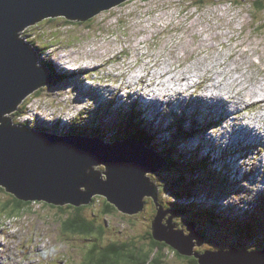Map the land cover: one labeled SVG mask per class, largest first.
I'll return each instance as SVG.
<instances>
[{
	"label": "rangeland",
	"instance_id": "rangeland-1",
	"mask_svg": "<svg viewBox=\"0 0 264 264\" xmlns=\"http://www.w3.org/2000/svg\"><path fill=\"white\" fill-rule=\"evenodd\" d=\"M255 1L125 0L88 20H72L74 24L56 16L24 28L20 38L37 48V65L52 62L56 77L22 100L11 114L12 123L59 135L71 128L90 131V123L99 126L102 121L103 141L112 143L119 134L120 140L126 136L115 128L132 118L130 107L157 148L174 149L172 167L147 173L157 187L158 202L180 208L173 221L177 227L194 223L203 236L195 248L200 254L231 253L224 254L227 259L221 255L224 260L207 254L204 262L264 264V257L243 254L264 250V150L256 137L264 128V109L254 97L231 112L237 86H207L227 81L225 72L217 73L224 71L222 62L241 65L254 80L264 78V9ZM165 65V72L169 70L161 78L148 76ZM194 67H206L208 73L195 70L202 75L188 89L185 81L172 76ZM62 72L66 78L58 74ZM242 124L257 131H244ZM237 140L248 149L232 154L231 146L239 148ZM10 198L0 186V264H83L93 245L126 240L145 246L142 240L155 208L146 197L134 215H123L112 204L114 210L104 214V202L110 203L95 196L82 215L96 228L104 226L97 238L96 230L91 235L60 230L73 212L66 205L59 212L31 204L9 218L2 206ZM160 264L191 263L163 248Z\"/></svg>",
	"mask_w": 264,
	"mask_h": 264
},
{
	"label": "water",
	"instance_id": "water-1",
	"mask_svg": "<svg viewBox=\"0 0 264 264\" xmlns=\"http://www.w3.org/2000/svg\"><path fill=\"white\" fill-rule=\"evenodd\" d=\"M122 1L0 0V186L19 200L56 206L79 207L101 195L123 214L138 213L144 198H151L156 209L149 226L152 237L198 264H209L204 256L215 251L195 250L203 236L194 223L176 227L177 210L158 202L157 187L147 173L166 161L141 139L105 143L96 136L55 135L11 120L22 100L52 79L45 66L37 65L35 50L21 40L20 32L47 17L83 21ZM246 252L264 257V250Z\"/></svg>",
	"mask_w": 264,
	"mask_h": 264
},
{
	"label": "trees",
	"instance_id": "trees-1",
	"mask_svg": "<svg viewBox=\"0 0 264 264\" xmlns=\"http://www.w3.org/2000/svg\"><path fill=\"white\" fill-rule=\"evenodd\" d=\"M262 2H264V1H262V0H256L255 1V4L257 5V7L260 11L262 9H264V4ZM69 22H70V24H74L72 22V20H69ZM45 49H46V47L42 48V50H45ZM46 63L47 62H45V64ZM48 65H51V66L49 67ZM48 65H47V67L50 69L52 74L54 73L53 78H55L56 77L55 72L52 69V68H54L53 63L51 62V64L49 63ZM58 74L66 78V74H64V75L61 73H58ZM69 74H71V72L68 73V75ZM54 80L55 79H53L52 82H54ZM128 110H131V113L128 116L133 115L132 118L131 119L127 118L126 120L124 118V120H123L124 123H121V126L117 125V127L115 128V132H119V131L123 130L122 133H125L126 136H133L135 138L141 139L148 148L156 150L158 152V155L161 156L164 159V161H166L165 167L166 166H167V168L172 167L175 164L173 147L171 145H166L164 147L157 148L158 145L155 143H152L151 139L148 138L149 132H147L145 130L142 121L138 122L137 120H134V118H135L134 112L135 111L130 109V107L128 108ZM94 122H97V121L94 120ZM98 124H99V126L98 125L97 126L88 125V127H90V131H87L86 128H84L83 130L71 128L70 130H67L66 132L78 131L80 133L96 134L100 138H103V136L100 134V130H99L100 125L102 124V121H100ZM92 127H96V129L95 130L91 129ZM177 128H178L177 132L179 133V135H181V134L184 135L182 130H181L180 125H177ZM119 136H120V134L118 135V137ZM1 188H3V187H1ZM8 194L11 195V198L7 202L3 203L2 209L5 212H7V214H5V215L6 216L8 215L9 218H11L13 216V214H17L19 212L22 213L23 210L28 205L36 204V203H39L41 206H44V207L47 206V207H50L53 209H57V210H59V212H61L63 210L64 205L63 206H56V205H51V204H47L45 202H40V201H34V202L22 201V200L15 198L11 193H8ZM93 200H94V198H93ZM93 200L89 204L82 205L79 207H73L71 205H66L65 208H71V209H73V212L70 213L69 215H67V218L62 222V225H61L62 228H60V230L62 232H70L72 234H90V235L93 234L96 230L97 231V238H99V236L102 235V232H103L102 228L103 227L98 226L96 228L93 225L94 224L93 220H89L82 215V210L85 207H88L93 202ZM104 207H105V209H104L105 213H110L112 210H114L113 206L111 204H108L107 202H104ZM162 207L164 209L170 208V207H164V206H162ZM179 210H180V208H179ZM155 211H156V209L154 208V212L151 216V219L154 216ZM123 215H134V214H123ZM168 215L169 214H167V217H168ZM150 220H149V225H150ZM228 224H230V223L228 222ZM230 227H231V225H230ZM92 236L96 239L95 235H92ZM145 237H147V238H143V240H142L146 244L145 246L135 245V244H133V242L130 243L126 240L123 242H120V243H110V244H108L106 246H102V247L93 245L87 250L86 254L84 255V263L83 264H160L161 260L163 259V248L171 250V251H175L177 257L189 260V263H191V264H198L197 260L194 257H192V256L186 257L183 255H180L177 253L176 250L172 249L171 247H169L165 243L155 240L152 237L150 229H148V232L146 233ZM202 252H199V253H202Z\"/></svg>",
	"mask_w": 264,
	"mask_h": 264
},
{
	"label": "bare ground",
	"instance_id": "bare-ground-1",
	"mask_svg": "<svg viewBox=\"0 0 264 264\" xmlns=\"http://www.w3.org/2000/svg\"><path fill=\"white\" fill-rule=\"evenodd\" d=\"M257 52H259V50L257 51ZM260 54V53H259ZM223 64L222 65H224V71L223 72H217L218 74H224V72L228 75V78H226L227 79V81H216V80H214V78L211 76V80L213 81H216L214 84H212V82H211V84L209 85H207L208 87H219L221 90L222 89H226L225 88V86H234L235 87V89H236V86H237V92H236V94H235V96L236 97H233V98H231V102H233L234 101V105H233V107L231 108V112H234L235 111V108L236 107H238L240 104H246L247 103V101L249 100V99H252V98H254V97H256L257 98V102H259V104L258 105H260V107H262L263 109H264V78L263 79H257V80H254V78H253V74L252 73H250V71L248 70H242L241 69V65H237V64H235V66H231L230 67V63L229 62H222ZM88 65V64H87ZM160 66V65H159ZM243 66H246L244 63H243ZM182 67V66H181ZM196 67H198V66H196ZM196 67H194L193 69H189V72H188V74L187 73H185V72H183L182 70H184V71H186V68L185 69H182L181 71L179 70V71H175V73L172 75L173 77H175L176 79H178L179 81H185L186 82V89H188V87H189V83H190V81L191 80H193V78L194 77H200L201 75H202V73H197V71L198 70H205L204 71V74H207L208 72V69H206V67H204V68H196ZM85 68H88V67H85ZM164 68V69H163ZM163 68L162 67H160V69L159 70H154V71H149L147 74H148V76H153V77H158V78H161L163 75H164V73L166 74V72L169 70H166V72H165V69L167 68V65H165V66H163ZM178 68V67H177ZM215 68V67H214ZM213 68V69H214ZM174 69V68H173ZM176 69V68H175ZM190 70H193L194 72L193 73H191L190 72ZM195 70H197V71H195ZM214 72V71H213ZM63 73V72H62ZM65 73H68V72H65ZM195 73V74H194ZM52 74V73H51ZM64 74V73H63ZM53 76H54V73L52 74ZM143 76V75H142ZM171 76V75H170ZM207 76H209V75H207ZM206 76V77H207ZM258 76V75H257ZM165 77V76H164ZM187 79H186V78ZM205 77V76H204ZM217 77V76H216ZM225 77V76H224ZM143 77H141V79H142ZM171 78V77H170ZM169 79V78H168ZM175 79V80H176ZM186 79V80H185ZM209 79V78H208ZM256 79V78H255ZM174 80V79H173ZM224 80V79H223ZM145 81V80H144ZM176 82H177V80H176ZM234 84H237V85H234ZM172 88V87H171ZM177 88H179V87H177ZM173 89V88H172ZM208 89V88H207ZM158 91V90H157ZM187 91V90H186ZM213 92V91H212ZM184 93H185V91H184ZM241 95V97H242V100H241V98L239 97ZM212 98L213 97H216V94L215 95H213V94H211L210 95ZM205 97V96H204ZM231 97V96H230ZM222 98V96L220 97V99ZM227 99V98H226ZM207 100V99H206ZM212 100H214V99H212ZM228 100V99H227ZM229 101V100H228ZM229 101V102H230ZM241 106V105H240ZM260 119V118H259ZM221 122H222V120H221ZM262 122V121H261ZM260 122V123H261ZM242 128H243V130L244 131H249V133H253L254 131H257L255 128H251V126L249 125V124H242ZM259 129H261V128H259ZM240 132H242V131H240ZM80 133V132H79ZM54 134V133H53ZM59 135H65V134H67V132L66 133H58ZM55 135H57V134H55ZM101 135H103V134H101ZM256 137L259 139V141L261 142L260 143V145H261V147L263 148V150H264V128L262 129V131L260 132L259 131V133H257L256 134ZM98 138L99 139H104V137L103 138H100L99 136H98ZM236 139H238V137H236ZM242 142V140H237V143H238V146H239V148H237V149H235V146H231V148H232V154L233 153H235L236 151L237 152H240V151H245L246 149H248L245 145H242V146H240L239 144ZM237 147V146H236ZM231 151H229V153L231 152ZM259 162H262L261 161V159H260V161ZM147 173V172H146ZM211 251V250H210ZM213 251V250H212ZM248 251V250H247ZM245 254H248L246 251H243ZM211 254H213L214 256H219L220 255V257H222L221 255H223L224 256V254L226 255V254H229V255H231V253L230 252H228V251H224V250H218V251H215V252H212ZM228 255V256H229ZM224 258H226L227 259V256H224ZM228 258H230V257H228ZM256 261V260H255Z\"/></svg>",
	"mask_w": 264,
	"mask_h": 264
},
{
	"label": "clouds",
	"instance_id": "clouds-1",
	"mask_svg": "<svg viewBox=\"0 0 264 264\" xmlns=\"http://www.w3.org/2000/svg\"><path fill=\"white\" fill-rule=\"evenodd\" d=\"M125 1V0H124ZM123 2V1H122ZM121 3V2H120ZM117 5V4H116ZM115 6V5H114ZM113 7V6H112ZM106 10V9H105ZM262 11V10H261ZM99 13V12H98ZM97 13V14H98ZM96 15V14H95ZM93 17V16H92ZM92 17H90V18H92ZM48 18V17H47ZM90 18H88V19H90ZM66 19V18H65ZM88 19H86V20H88ZM30 26V25H29ZM28 27V26H27ZM34 50H35V52H36V49L35 48H33ZM45 50H47V49H45ZM44 50V51H45ZM38 55V53L36 52V56ZM44 66L49 70V72L51 73V71H50V69L47 67V65L46 64H44ZM57 70V69H56ZM58 72H59V70H57ZM52 75V74H51ZM52 78H53V76H52ZM52 80V79H51ZM37 90V89H36ZM24 114V113H23ZM92 122H93V120H92ZM21 125H26V124H21ZM89 125H93L92 123H90ZM96 126V125H95ZM40 130H44V131H47V132H50V133H52V131H48V130H45V129H40ZM69 133H79L78 131H76V132H68L67 134H69ZM79 134H83V135H87V136H96V137H98L96 134H89V133H79ZM126 137H133V136H125L123 139H125ZM123 139H121V140H123ZM102 140H104V139H102ZM115 140H120L119 139V137L117 138H114L113 139V141H115ZM113 141H111V142H113ZM105 142V141H104ZM105 143H109V142H105ZM99 196H101V195H99ZM105 198V197H104ZM93 200V199H92ZM94 201V200H93ZM32 202H34V201H32ZM160 203V202H159ZM72 206V205H71ZM74 207V206H73ZM172 209H175V208H172ZM177 211H179V210H177ZM140 212V211H139ZM104 214H107V213H105V212H103ZM179 214V213H178ZM177 214V215H178ZM177 215H176V217H177ZM85 217V216H84ZM175 217V218H176ZM86 218V217H85ZM174 218V219H175ZM174 219H173V221H174ZM89 220H91V219H89ZM175 223V222H174ZM176 225V224H175ZM99 226H101V225H99ZM102 227H104V226H102ZM176 227H177V225H176ZM179 228V227H178ZM128 242H130V243H132V241H128ZM256 251V250H255Z\"/></svg>",
	"mask_w": 264,
	"mask_h": 264
}]
</instances>
